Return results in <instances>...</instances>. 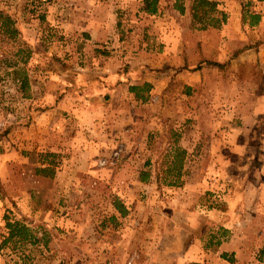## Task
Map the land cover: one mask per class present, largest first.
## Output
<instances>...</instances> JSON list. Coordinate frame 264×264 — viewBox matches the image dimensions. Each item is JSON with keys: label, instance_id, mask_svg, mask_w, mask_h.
<instances>
[{"label": "rangeland", "instance_id": "obj_1", "mask_svg": "<svg viewBox=\"0 0 264 264\" xmlns=\"http://www.w3.org/2000/svg\"><path fill=\"white\" fill-rule=\"evenodd\" d=\"M237 1L243 6L245 18L249 17L251 21L255 11L247 12L248 0ZM142 2L0 0V11L12 16L20 30L15 41L6 39L0 33V141L10 132L16 133L21 126H28L34 113L48 108L41 106L45 100H40L45 92L42 89L44 82L49 80L53 83L54 78H48V71H65L72 67L71 70L76 71V66L92 68L96 64L93 49L104 52V49L115 51L117 48L118 53L124 49L125 42L123 46L104 48L95 47L99 43L91 41L88 46L85 17H98L109 11L108 17L114 20V35H123L125 40L135 30L147 26L139 24L140 21L149 22L151 31L161 34L162 24L156 21L153 24L147 18ZM173 3L174 0H166L167 5ZM241 32L244 36H241L235 50L240 53L242 49H255L258 47L256 42L264 39V20L260 26L245 27ZM19 45L31 50L28 62H19V67L26 70L30 80L31 95L27 92V96L13 76L17 62L14 53ZM87 51L93 54L90 62L84 61ZM135 51L132 49V52ZM251 55V59L241 62L237 70H226V67L220 68L221 72L210 71L208 86L197 87L190 94L185 88V80L175 75L169 82L172 83L170 89L154 92L156 101L136 107L140 120L136 124V135L128 140L131 149L121 152L120 145L124 142H114L108 152L97 157V171L93 174H70L77 179L75 183L67 184L64 174L55 180L44 176L34 166L19 160L18 156L12 159L14 163L11 167L4 170L5 160L0 155V198L5 202L1 209L6 228L0 231V245L8 235L6 216L12 220L28 217L31 227L41 226L38 227L40 235L46 231L50 236L47 246L27 243L14 248L9 243L0 247V264H199L195 260L191 262L185 251L178 248L182 249L183 243L192 241L194 229L198 228L196 197L200 190L197 186L187 187L186 184L197 178L198 173L199 178H209L212 174L209 170H200L206 157L204 147L210 144L207 139L209 132L214 133L215 145L220 149L216 158H225L228 162L232 152L226 149L233 147L235 150L230 151H234L231 159L234 158L237 179L259 182L264 189V58L256 52ZM156 57L152 60L153 64L164 66L163 56ZM236 58H230L231 62ZM193 61H198V58ZM126 66L128 71L132 65L124 61L118 71H123ZM88 72L90 78L84 76L82 82L103 75ZM76 73L72 72L74 77ZM139 79L135 76L132 80ZM95 93V89L89 93L93 107L100 102L94 101L100 100ZM75 97L81 98L77 93ZM181 130L186 137L184 145L199 151L187 159L188 168L182 177L181 189L178 186L166 187V184L145 185L139 178L143 169L151 170V180L157 181L158 177L165 176L164 170L168 161L172 160L167 153L171 147L179 146ZM151 131L154 133L150 135ZM175 138H178L177 141ZM117 150L120 153L115 157ZM100 160H105V165L101 166ZM146 161L150 162V166L144 167ZM70 175L68 173V177ZM225 188L221 187L222 190ZM30 191L35 192V197L33 201L31 199L27 212L20 211V195ZM116 199L125 205V216L116 217L117 210L113 207ZM203 227L208 233L213 228L212 224ZM246 229L249 231L245 234L241 231L236 246L246 243L254 249H249V254L253 252L252 257L257 258L259 249H264L261 248L264 246V232L257 226ZM202 242L209 244L213 240L208 236ZM120 244L122 248H119ZM164 247L170 250H164ZM178 253L182 256L178 257ZM208 261L211 262L204 264L224 263L218 255Z\"/></svg>", "mask_w": 264, "mask_h": 264}, {"label": "crops", "instance_id": "obj_2", "mask_svg": "<svg viewBox=\"0 0 264 264\" xmlns=\"http://www.w3.org/2000/svg\"><path fill=\"white\" fill-rule=\"evenodd\" d=\"M211 1L216 2L217 10L211 14V17L213 16L214 21L219 24L217 26L209 25L211 19L209 17L204 18V22L209 21L207 27H204V22L194 20L192 14L194 0H174L175 3L169 5L166 4V0H159L158 11L153 14L146 13V15L152 23L156 21L162 24V33L157 32L158 35L153 33L149 22L140 21L139 24L148 27L135 30L127 40L123 35L119 36L116 33L114 35L113 30L116 31L114 20L108 17L109 11L98 17L93 15L85 17L88 46L91 41L99 43L95 44V47L103 46L104 48L123 46L125 42L124 49L118 53L117 48L115 51L104 49V52L95 48L93 49L94 57L87 51L88 55L84 61L90 62L92 57L96 59V64L92 68L76 66L74 67L76 71L71 70L73 67L65 71H48L50 72L48 78H54L53 83L49 80L44 82L42 89L44 88L45 92L40 98V100L42 98L45 100L42 101L44 105L41 106L48 108L43 111L37 110L36 114L32 112V121L28 126H21L16 133L10 132L3 141H0V155L5 160L3 169L11 167L14 163L12 159L18 156L19 160L34 166L35 169L41 167L53 170L54 173L50 177L54 180L64 174L69 184L77 180L71 177L70 174L73 172L81 175L87 172L93 174L97 171L95 169L97 157L102 156L105 151L108 152L114 142H124L120 145L121 152L130 150L128 140L136 135V124L140 120L136 110L138 105L152 104L156 101L157 97L154 92L160 89H170L172 83L169 82L175 75L185 80V88L188 89L189 94L197 87H207L210 82L209 72L217 73L221 70L209 65H203L197 69L198 64L204 59L222 62L233 58L235 48L241 36H244L241 30L245 27H255L258 24L260 26L264 20V0L247 1L245 7L247 12L254 10L260 16L259 21L253 25L249 17L243 20V6L239 1ZM142 5L144 8V2ZM224 15L225 21L222 19ZM140 30L142 34L139 33ZM256 43L258 47L256 46L255 49H242V52L237 53V58L232 60L226 70H237L238 65L249 61L254 52L264 58V39L260 38ZM132 49L136 51L132 52ZM109 51H111L110 54ZM156 55H162L164 63L166 61V65L160 64L162 69H160L161 66L153 64L152 60L157 58ZM195 58H198V61H193ZM124 61L132 66L128 71L124 69L125 71L120 72L118 70ZM86 70L103 75L90 81L85 78L86 81L82 82V77L90 78ZM72 72H77V76L74 77ZM135 76L140 79L133 81ZM102 78L106 81H102ZM232 82L235 83V81ZM133 84L150 85L146 100L137 98L130 91L129 86ZM107 88L110 89V98L104 99L103 93ZM92 89L96 90L95 94L100 98V100H94L100 101L94 107L91 105L93 100L89 98ZM76 93L81 98L75 97ZM54 95L56 97L52 99ZM231 125L234 126L233 122ZM152 133L154 131L149 134ZM180 133L178 145L186 149L187 159L195 152L198 154L197 148L184 145L186 137L182 130ZM213 136H215L214 133L209 132L207 139L210 144L204 147L206 157L203 163L205 166L202 163L200 167V170H209L212 174L209 178L206 174V177L199 178L198 173L197 178L187 181L186 184L187 187L197 186L200 190L196 197L198 202L196 209L199 213L197 226L200 229H194L192 241L188 240L187 244H182V249H178L184 250L190 261L195 260L199 264L201 262L210 263L211 261L208 260L217 255L224 262L222 264H264V249L262 251L259 249L257 258H253V252L250 254L248 252L249 249H253L252 247H248L246 243L236 246L241 231L244 234L249 231L246 228L257 226L264 232V189H261L262 185L259 182L237 179L234 158L231 159L234 151L230 150H235L233 147L226 149L232 152V155L228 157V162L225 158L221 160L216 158L220 149L215 145ZM171 149L172 147L169 150ZM33 153H35V161L31 162L30 157ZM187 159L184 164L185 169L188 168ZM215 172H217L216 175H214ZM154 184L159 185L154 179L145 182V185L153 186ZM222 186L226 188L222 190ZM34 197V191L20 195L18 203L20 211L27 212L31 199L33 201ZM1 205L4 206L5 202L0 198V231L6 229L2 222ZM114 210L117 209L114 207ZM251 210L256 213L253 214ZM19 216L21 217V214ZM118 216L121 214L117 210L116 217ZM207 224L213 226L209 229V233L203 227ZM208 236L213 242L203 243L202 239ZM119 248H122V244ZM163 249L170 250L165 247ZM177 256L180 257L182 254L178 253Z\"/></svg>", "mask_w": 264, "mask_h": 264}, {"label": "trees", "instance_id": "obj_3", "mask_svg": "<svg viewBox=\"0 0 264 264\" xmlns=\"http://www.w3.org/2000/svg\"><path fill=\"white\" fill-rule=\"evenodd\" d=\"M143 2L145 5L143 10L146 13L153 14L158 11L159 0H143ZM216 10H217L216 2L214 1L194 0V4L192 6L193 18L195 21L204 22V18L209 17L211 18L209 20L210 21L209 25L217 26L219 24L216 21H214V18H212L213 16L211 17V14L215 12ZM222 19L223 21H225V15L223 16ZM259 19H260V16L258 14H255V13L252 14L251 24L253 25L257 23ZM243 20L245 21V15H244ZM209 21H206L203 23L204 27H207V23H209ZM0 33L6 39L13 40V41H15L18 38L19 33H20V30L17 27V23L15 19L9 14L4 13L3 11H0ZM237 53L238 52L236 51L233 57H235ZM14 55L17 58V62L14 65L15 67L13 71V76L15 77V80L18 82L23 94L27 96V92L28 93L31 92L30 80H29L26 70L23 67H19V62L26 64L31 56V50L28 47L19 45ZM231 59H228L222 62L214 61L211 59H204L203 61L200 62V64H198L196 68L197 69L201 68L203 65H209V66H214L218 68H226L230 65ZM127 67L128 66L125 67V70ZM102 81H106V79L102 78ZM149 87H150L149 84H146L144 86L133 84L129 86V89L131 92L135 94L137 98L146 100L147 93L150 90ZM109 92H110V89L107 88V90L103 93L104 99L110 98ZM10 130L11 129H9L8 131ZM177 139L178 138H175V141H177ZM167 154L169 157L172 156V160L168 161V165L166 166V169L164 170V173H165V176L163 177L164 179L158 177L157 181L160 185L166 184L168 186H181L183 185L182 177L184 176L185 171H186L184 164L188 156L187 151L186 149L180 146H173L172 149L169 150ZM30 161L31 162L35 161V153L31 154ZM148 166H150V162L146 161V163L144 164V167H148ZM36 171L44 176H51L53 174V170L48 169V168H41V167L38 168L37 167ZM151 177H152V173L150 169H143L140 172L139 178H140V181L142 182H148L151 179ZM113 205L121 213L122 216H125L127 214L126 207L122 203V201H120V199H116L113 202ZM27 218L28 217L12 220L8 216H6L5 219H6V226L8 228V235L4 238L0 247L6 246L9 243L13 244L14 248L15 246L19 244L25 245L27 243H30V244L42 243L45 246L49 244V241H50L49 234L46 231H44L43 234L40 235L38 227L41 228V226L38 225L37 228L31 227L29 223L27 222ZM225 256L226 255H224V257Z\"/></svg>", "mask_w": 264, "mask_h": 264}, {"label": "built area", "instance_id": "obj_4", "mask_svg": "<svg viewBox=\"0 0 264 264\" xmlns=\"http://www.w3.org/2000/svg\"><path fill=\"white\" fill-rule=\"evenodd\" d=\"M119 153H120L119 150L115 151L114 156L116 157ZM105 163H106L105 160H100V162H99V164H100L101 166L105 165Z\"/></svg>", "mask_w": 264, "mask_h": 264}]
</instances>
